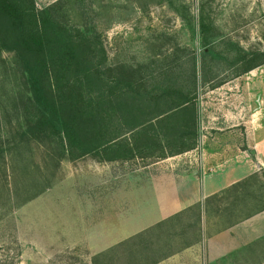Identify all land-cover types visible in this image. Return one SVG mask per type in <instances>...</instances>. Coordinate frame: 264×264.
I'll return each mask as SVG.
<instances>
[{"label": "trees", "instance_id": "1", "mask_svg": "<svg viewBox=\"0 0 264 264\" xmlns=\"http://www.w3.org/2000/svg\"><path fill=\"white\" fill-rule=\"evenodd\" d=\"M96 2L57 0L38 8L36 0H0V56L13 55L28 91L12 104L21 120L18 141L51 146L59 160L122 164L192 151L198 139L197 55L177 47L148 63L109 65ZM198 29L202 68L220 60L235 79L264 66V51L225 40L204 6ZM209 80L210 71L202 77L204 84ZM5 148L0 138V191L9 195Z\"/></svg>", "mask_w": 264, "mask_h": 264}, {"label": "rangeland", "instance_id": "2", "mask_svg": "<svg viewBox=\"0 0 264 264\" xmlns=\"http://www.w3.org/2000/svg\"><path fill=\"white\" fill-rule=\"evenodd\" d=\"M56 1L36 0V4L42 8ZM201 6L225 40L247 51H264V0H97L94 3L98 13L96 22L108 64L136 66L177 47L186 48L199 59L196 96L202 101L210 96L212 101L208 88L228 82L231 77L223 61L211 64L207 60L203 68L200 64L204 52L198 29ZM209 71L211 80L204 84L202 77ZM27 95L25 79L17 71L13 55L3 53L0 56V138L6 147L3 163L9 195L0 191V264H96V236L99 234L102 242L110 240L113 222L103 224V230H109L107 236L105 231L94 228L97 224L94 223L95 195L108 197L113 187L110 174L123 175L139 168L141 163L117 166V169L113 165L110 169L105 162L91 157L59 160L51 146L20 143L16 134L21 120L12 104ZM0 170H3L2 164ZM111 198L110 195L107 199V207Z\"/></svg>", "mask_w": 264, "mask_h": 264}, {"label": "crops", "instance_id": "3", "mask_svg": "<svg viewBox=\"0 0 264 264\" xmlns=\"http://www.w3.org/2000/svg\"><path fill=\"white\" fill-rule=\"evenodd\" d=\"M207 94L195 149L105 163L141 165L110 174L109 207L95 195L94 228L107 236L113 222L110 240L96 236V264H264V66Z\"/></svg>", "mask_w": 264, "mask_h": 264}]
</instances>
